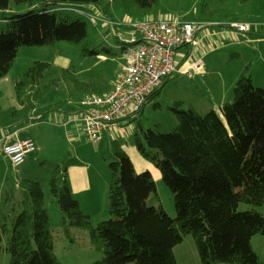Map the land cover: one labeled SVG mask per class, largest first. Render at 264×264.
<instances>
[{
	"label": "trees",
	"instance_id": "16d2710c",
	"mask_svg": "<svg viewBox=\"0 0 264 264\" xmlns=\"http://www.w3.org/2000/svg\"><path fill=\"white\" fill-rule=\"evenodd\" d=\"M113 1L129 12L135 10L142 18L161 2ZM12 3L29 6L30 10L13 13ZM104 3L0 0L1 19L6 22V28L0 31V79L8 76L22 47L53 46L63 41L77 45L82 57L117 55L111 46L95 45L85 16L77 11L94 6L108 12ZM62 9L73 14L62 15ZM51 67L50 63L35 61L15 78L19 106L7 110L0 106L1 129L19 131L38 116H42L41 121L51 112L82 110L77 99L38 108L42 96L62 81L72 84L84 95L82 98L110 89L103 74L80 81L74 68H63L62 79L42 86ZM253 72L254 64L248 63L233 88V100L219 110L201 113L177 101L169 106L178 119L172 131L138 126V150L160 168L174 194L176 217H171L161 203L149 199L156 191L152 174H137L129 154L117 142L109 148L104 149V143L99 147L101 158L111 170V218L97 226L91 224V217L82 211L71 191L68 171L77 158L70 156L55 165L49 190L63 216L61 230L67 237L75 227L89 231L92 244L102 255L91 264H129L134 259L135 264H178L175 247L187 235L194 238L202 264H264L252 244L256 235H264V214L257 209L264 206V87L255 85ZM173 78L165 80L148 102L160 96ZM16 186L20 197L16 199L14 192H7L5 203L16 201L19 212L13 218L0 213V250L10 254L9 264H62L55 252L57 237L42 184L21 179ZM243 203L250 208L240 209Z\"/></svg>",
	"mask_w": 264,
	"mask_h": 264
},
{
	"label": "rangeland",
	"instance_id": "374dc122",
	"mask_svg": "<svg viewBox=\"0 0 264 264\" xmlns=\"http://www.w3.org/2000/svg\"><path fill=\"white\" fill-rule=\"evenodd\" d=\"M104 6L109 8V13L107 14L104 12V14H107L108 17L112 19L111 21H113L112 23H108V25H106L107 21L104 14L102 12L100 14V11H103L102 9H94L93 7L86 9L89 13L94 14L91 18L85 16V19L88 22L89 35L98 47H102L103 45L117 47V39L119 37L116 32H113L110 36L104 35L107 31L102 32V30L98 28L100 24H105V26L115 29L118 27L119 35L124 40H130L132 34L126 29H123L122 24L125 22L140 23L145 19L178 22H194L199 20L208 22V28L214 29L219 26L232 27L230 20L239 22L240 19L246 18L244 22L249 23L251 28L253 26L254 30L258 27L262 30L264 28V0H251L248 2L244 0H161L160 4L150 12L149 16L143 18L139 17L135 10L129 12L113 0H105ZM29 10V6H16L14 3L11 4L10 8V11L13 13H25ZM204 11L207 12L204 14ZM61 12L62 15L73 14L69 9H62ZM99 15L102 17H98ZM210 16L212 19L203 20ZM1 18L2 15H0V31L6 28V22ZM226 21L229 22L223 24ZM251 28L249 31L243 33L251 32ZM133 31L136 32V30ZM203 35L204 31L200 33L198 37L199 41ZM116 50L119 55H107L108 61L97 63L95 60L96 56L82 57L81 50L77 45L63 41L57 42L53 46L22 47L18 51L15 65L8 76L0 79V106L4 110L19 106L14 80L31 67L35 61H43L52 65L51 69L45 73L42 86L48 84L51 80L63 78L62 69L65 68L63 63L67 59L70 60V64L67 68H74L79 72L80 81L89 79V77L94 76L99 71H104L109 80H114L127 63L123 54H120V49L118 48ZM216 50V54H208L210 60L207 62V66L203 71L195 72L192 70V79L188 75L180 72L174 75L175 78L167 82L163 87L161 95L146 104L140 118L132 119L127 125L113 127L108 135V139L105 140L103 144L105 149L109 148L107 147L109 144L113 145L115 142L119 143L129 154L137 174H145L146 172L152 174L156 183V191L151 194L149 199L156 203H161L171 217H176L174 194L164 181L160 168L140 154L136 144V130L140 125L144 130L158 129L161 132L172 131L173 128L177 126L178 119L172 110L169 109V106L175 104L177 101L183 102L185 108L193 107L201 113H206L214 109H208V103L215 105L217 109L219 105L218 99L220 97L219 91L213 93L208 87V84L207 86L202 84L199 78H197V74H204L207 72L208 66L211 65V63L220 69H225L226 62H224V58L226 53L220 51L222 49ZM233 59L234 61L232 63L227 64L230 69L236 67L238 61H241L238 58ZM229 74L230 73L223 71V74L221 73L222 76H215L217 77L215 79H217L218 84H221L224 81L223 79ZM205 78L208 79L207 76H205ZM193 79L197 84H194ZM262 83H264V80ZM260 86L262 87L263 85ZM231 93V98L227 102L233 100V89ZM74 95H76L74 86L68 82L62 81L58 87H53L50 91L45 93L39 100L37 106L38 108H47L60 102L72 100ZM52 125L55 126L56 123L52 121V117H50L49 114L45 121H39L34 124L29 121L27 126L19 130L22 135L34 133L39 139L40 149L38 152L29 154L26 162L18 168H14L10 160L2 153L0 144V213L10 215V217L13 218L19 212L16 201H14V203H5V199L7 192L10 191L15 193L16 199L20 197V192L16 185L21 179L39 181L45 191V204L54 225V235L57 237L55 252L58 259L62 264H91L102 257L101 253L97 251L92 244L87 229L75 227L71 229L70 237L63 234L60 227L63 216L56 202V198L50 193L49 181L55 165L60 164L70 156L73 158L76 157L78 160V163L76 162L70 165L69 169L71 171L74 167L78 168L76 166H82L79 163L81 161L90 163L92 165L91 169L98 179L97 186L94 184H84L85 186L81 188V193H79L75 188V182L70 179L69 184L72 188V193L76 197L74 198L81 202L80 206H82V211L91 217V224L97 226L99 223L111 218L109 213L111 170L109 168V163L104 161L99 153L101 144L96 141H89L86 137L83 138V142H85L81 147L83 150L85 148L87 149L84 155L82 153L81 157L77 156L75 152V148L77 147L75 143H73L75 146L73 147L71 144L73 148H70L72 152H65L64 158L60 159L64 152L60 153L62 150L59 149L64 146V141L61 132L50 127ZM74 172L76 174L78 173L77 171ZM70 176L73 179L75 175L70 173ZM87 191L88 194H86ZM249 208L250 206L244 203L240 206L242 210H247ZM257 209L264 214V206H260ZM6 241L7 236L4 238V244H6ZM252 244L255 251L264 262V235H256L252 239ZM175 255L178 264H202L197 251L196 242L191 235H187L184 241L175 247ZM10 259V254L1 249L0 264H9ZM129 264H135V259Z\"/></svg>",
	"mask_w": 264,
	"mask_h": 264
},
{
	"label": "built area",
	"instance_id": "2783aa9c",
	"mask_svg": "<svg viewBox=\"0 0 264 264\" xmlns=\"http://www.w3.org/2000/svg\"><path fill=\"white\" fill-rule=\"evenodd\" d=\"M231 26L239 32L251 28L246 22H233ZM205 28H208V22L199 20L142 21L137 26L141 35L139 42L122 51L127 63L113 86L102 94L84 97L80 104L82 110L69 113L63 123L66 129H74L75 145L80 146L84 137L102 142L109 127L127 125L136 119L150 95L178 72V50L184 44L192 43ZM97 58L105 60L106 56L98 54ZM205 65V60L200 58L182 73L192 78V70L201 71ZM13 135L17 136V132ZM37 150L33 138H16L5 142L2 147L3 154L14 168L24 164L28 155Z\"/></svg>",
	"mask_w": 264,
	"mask_h": 264
},
{
	"label": "crops",
	"instance_id": "0c3cea01",
	"mask_svg": "<svg viewBox=\"0 0 264 264\" xmlns=\"http://www.w3.org/2000/svg\"><path fill=\"white\" fill-rule=\"evenodd\" d=\"M256 1H259V0H256ZM245 19L246 18H242L240 20L244 22ZM240 20H239V22H241ZM230 21H231V24H232V21L236 22L234 20H230ZM112 22L113 21H111L110 23H112ZM228 22L229 21H226L223 24H226ZM106 25H108V24H106ZM98 28L100 30H102V32L107 31L104 34L107 36H110L113 34V32H116V34L119 36L117 39L118 45H117V47H114V46H111V47H113L115 49V52H117V55L119 54L118 51L116 50L118 48L121 51L120 54H122L123 48L121 47L120 39L121 40H123V39L119 35V30L117 31V29H115L113 27L105 26V24L98 25ZM258 28H256V30H254V28L252 26V28H251L252 31L248 32V33L239 32L237 29H235L233 27H229V26H225V27L219 26V27H216L214 29L205 28L204 30H202V31H204V35L201 37L200 41L198 40V37L202 31H200L197 34L195 40L192 43L184 44L180 48V50L178 51V53H177L178 72L176 74H178L179 72L182 73L183 71L189 69L191 64L200 58H203L207 64V62L210 60L208 54L209 55L211 53L216 54V51H217L216 49H222L220 51H223L226 53V56L224 58L225 59L224 62H226L225 69H222V68L220 69L219 67L214 66L211 63V65L208 66L207 72H205L204 74H197L196 73L197 78H199V80L202 84H205L206 86L208 84L209 85L208 87L213 91V93L217 92V91H219V93H220V97L218 99L219 105H218L217 109H216L215 105L209 104V103L207 105L208 109L214 108L216 110H219L225 103H227V101L231 98V94H232L231 92H232L233 86H235V84L238 81V78L241 75L244 67L248 63L254 64V72H253L254 83L263 85L262 87H264V83H262L264 80V28H263V30L260 27H258ZM257 31H260V32H257ZM129 33L132 34V37L130 39V40H132L134 38V34H133V32H129ZM130 40H125V41L129 42ZM108 46H110V45H108ZM228 55H230V56H228ZM207 57H208V59H207ZM233 58H238L241 61H238V64L236 67L230 69V67L227 64L232 63L234 61ZM95 60L97 61V63H102V62L108 61V57L106 56L105 60H99L96 56ZM69 61L70 60L67 59L63 63V66L65 68H67L69 66V64H70ZM206 66L207 65H205V67L203 69H205ZM201 71H203V70H201ZM223 71H226L227 73H230V74L225 79H223L224 81L221 83L223 85H221V84H218L217 79H215L217 77H215V76H222L221 73L223 74ZM195 72H198V71H195ZM98 73L104 75L105 79L109 83V88H111L113 86V84L115 83V81L119 78L121 71L119 72V75L115 77L114 80H109V78L106 77V74L104 71H99ZM79 74L80 73L78 72V76L80 77ZM205 76H207L208 79L205 78ZM193 81L195 84L196 81L194 79H193ZM260 85H257V86H260ZM83 96L84 95L80 94L79 92H76V95L73 96L71 101L73 102L74 100L77 99L78 100L77 103L81 104L82 100L84 99V98H82ZM81 98H82V100L80 101ZM47 117L45 119H42L40 122L45 121L47 119ZM50 117H52V121H54L56 123L55 126L52 125L50 127H53L54 129L59 130L61 132V135H62V138L64 141V146L59 149V150H62V151H60V153L64 152L63 155L60 157V159H63L65 152H67V151L72 152L70 148L72 147V145H73V147L75 146L73 144L75 141L74 140V133H73L74 129H66L63 126V123L69 117V113H66L63 111L62 112H52V113H50ZM41 118H42V116H38V118H36V119L34 118L35 120L33 119L31 121L32 124L39 122L38 120ZM113 127H116V126L109 127L105 139L102 142H99L100 144L104 143L105 140L108 139V135H109L111 129H113ZM15 132H17V136L13 135ZM16 138H20V139L33 138L37 143V147H38L37 152L39 151V149H40L39 139L34 133L33 134L26 133V135H22L19 131H15L13 129L11 130L9 128H6V129L0 128L1 148L3 147V144L5 142L13 141ZM84 142L82 141V144L80 146L76 145L77 148H75V152H76L77 156H79V157H81L82 153L84 155L87 152L86 148L84 150H83V148L81 149V147L84 145ZM34 158H32V159H34ZM79 163L82 166H76L78 168L74 167L72 171L69 169L68 179H69V182H70V179L73 182H75L76 190L79 193H81L80 190L83 186H85L84 184H90V185L94 184L95 186H97L98 179L95 177V173L92 171V169H91L92 165L90 163L82 162V161ZM74 171H77L78 173L76 174ZM70 173H73L75 175L73 179L70 176ZM90 179H92V180H90ZM71 191H72V188H71ZM86 194H88V191ZM73 196L75 197L74 194H73ZM79 202H80V200H79ZM80 204H81V202H80Z\"/></svg>",
	"mask_w": 264,
	"mask_h": 264
},
{
	"label": "bare ground",
	"instance_id": "6f19581e",
	"mask_svg": "<svg viewBox=\"0 0 264 264\" xmlns=\"http://www.w3.org/2000/svg\"><path fill=\"white\" fill-rule=\"evenodd\" d=\"M93 8L94 9H99V8H97V7H94L93 6ZM103 10V9H102ZM77 11L79 12V14L81 15V16H86V17H90L91 18V16H93L94 14L93 13H88V12H86V11H84L83 9H77ZM101 12L104 14V12L105 13H109V12H106V11H100V14H101ZM105 15L104 14V17H106V21H107V24L108 23H110L111 22V18H109L108 17V15ZM98 17H102L101 15H99ZM105 19V18H104ZM145 20H147V19H145ZM141 23V22H140ZM140 23H132V22H130V23H124V24H122V27H123V29H126L128 32H133V34H134V38L132 39V40H130L129 42H126L124 39L123 40H121L120 39V44H121V47L123 48V49H126L127 47H129V46H133V45H135V44H137L138 42H139V38H141V35H140V32H139V30L137 29V26L140 24ZM133 30H136V32L135 31H133ZM95 56H98V55H95ZM146 106V105H145ZM145 108V107H144ZM144 110V109H143ZM142 110V111H143Z\"/></svg>",
	"mask_w": 264,
	"mask_h": 264
},
{
	"label": "clouds",
	"instance_id": "9594fccd",
	"mask_svg": "<svg viewBox=\"0 0 264 264\" xmlns=\"http://www.w3.org/2000/svg\"><path fill=\"white\" fill-rule=\"evenodd\" d=\"M107 56V55H106Z\"/></svg>",
	"mask_w": 264,
	"mask_h": 264
}]
</instances>
